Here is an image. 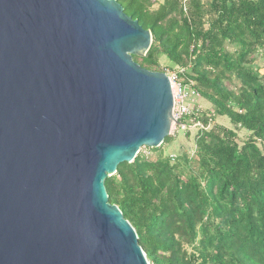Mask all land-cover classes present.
Here are the masks:
<instances>
[{"label": "water", "instance_id": "water-1", "mask_svg": "<svg viewBox=\"0 0 264 264\" xmlns=\"http://www.w3.org/2000/svg\"><path fill=\"white\" fill-rule=\"evenodd\" d=\"M116 0H0V264H150L104 180L177 122Z\"/></svg>", "mask_w": 264, "mask_h": 264}, {"label": "trees", "instance_id": "trees-1", "mask_svg": "<svg viewBox=\"0 0 264 264\" xmlns=\"http://www.w3.org/2000/svg\"><path fill=\"white\" fill-rule=\"evenodd\" d=\"M149 30L140 67L175 73L212 106L182 118L185 152H140L104 180L150 264H264V0H116ZM168 61L166 70L159 59ZM264 69V66H263ZM224 118L231 129L216 127ZM181 131L180 128H177ZM236 130L248 137L237 141Z\"/></svg>", "mask_w": 264, "mask_h": 264}, {"label": "rangeland", "instance_id": "rangeland-1", "mask_svg": "<svg viewBox=\"0 0 264 264\" xmlns=\"http://www.w3.org/2000/svg\"><path fill=\"white\" fill-rule=\"evenodd\" d=\"M162 0H159V2H161ZM159 66L161 69L166 70V68H168V61L165 60L163 57H161L159 59ZM259 64V72L260 74L264 75V69H263V64ZM166 71H169L168 69ZM165 71V72H166ZM197 106L199 107V111L203 113L204 112H208L210 110H212V106L206 102L205 100L201 99L198 97L197 102H196ZM215 125L216 127H222V128H227V129H231L232 126L228 123V121L224 118H219V117H215ZM181 130V128H180ZM184 131H178L177 128L175 127V125L172 126L171 131H170V135L173 139V141L169 144V145H162V152L164 153L163 156L165 155H171V156H175L178 154H181L183 152H185L189 157H194V152H195V147H194V143H193V137L195 135V130L193 129V127H191V132H189V137L187 138L185 136V134H183ZM236 134H237V141L242 142L245 141L248 137L247 133H245L243 130H236ZM140 154H142L143 156H145L148 159L154 160L159 154L158 151H151L148 150L147 148H141L140 149Z\"/></svg>", "mask_w": 264, "mask_h": 264}, {"label": "built area", "instance_id": "built-area-1", "mask_svg": "<svg viewBox=\"0 0 264 264\" xmlns=\"http://www.w3.org/2000/svg\"><path fill=\"white\" fill-rule=\"evenodd\" d=\"M164 74L168 77L172 90V116L177 122V126L175 127H179L183 131L185 125L180 124L179 121L182 118L189 116L193 112L195 107L198 109V107L196 106V102L199 96L194 90L183 85L182 81L175 73L164 72ZM196 126H198V124H195L193 128Z\"/></svg>", "mask_w": 264, "mask_h": 264}]
</instances>
